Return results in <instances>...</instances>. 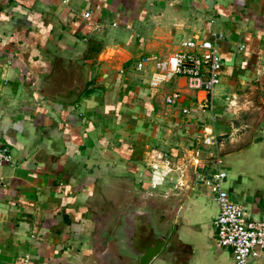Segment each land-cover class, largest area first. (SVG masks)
<instances>
[{
    "label": "crops",
    "instance_id": "1",
    "mask_svg": "<svg viewBox=\"0 0 264 264\" xmlns=\"http://www.w3.org/2000/svg\"><path fill=\"white\" fill-rule=\"evenodd\" d=\"M193 36L222 58L211 109L183 76L152 82ZM0 147V264H135L115 232L144 205L168 232L148 264H235L192 161L210 176L220 158L230 199L264 218V0H0Z\"/></svg>",
    "mask_w": 264,
    "mask_h": 264
},
{
    "label": "built area",
    "instance_id": "2",
    "mask_svg": "<svg viewBox=\"0 0 264 264\" xmlns=\"http://www.w3.org/2000/svg\"><path fill=\"white\" fill-rule=\"evenodd\" d=\"M90 13L85 12L89 17ZM147 58L136 63V68H143ZM152 82L171 80L178 76L187 78L191 87L204 90L208 97L204 100L203 108H212V94L215 85L219 82V70L222 67V58L216 43L210 39L193 36L181 41L178 50L168 56L158 59L154 64ZM178 93L174 92L166 97L170 104L177 101ZM184 113L188 112L183 108ZM201 142L208 146H217V137L206 129ZM218 169L210 176L204 175L199 166L201 160L196 151L193 158L195 179L206 187L213 195L218 205V215L214 221L216 230V244L219 247L230 248L233 252L235 264H250L249 258L255 249L264 250V218L261 220L247 219L243 208L232 201L224 188L226 172L220 168L221 160L217 158ZM8 149L0 147V164L9 161ZM165 165H169L167 160ZM180 167H178L179 169ZM32 264V263H24Z\"/></svg>",
    "mask_w": 264,
    "mask_h": 264
},
{
    "label": "water",
    "instance_id": "3",
    "mask_svg": "<svg viewBox=\"0 0 264 264\" xmlns=\"http://www.w3.org/2000/svg\"><path fill=\"white\" fill-rule=\"evenodd\" d=\"M71 101V97L60 98ZM160 214L144 206H130L116 228L117 242L124 245L135 264H148L161 250L167 230L160 227Z\"/></svg>",
    "mask_w": 264,
    "mask_h": 264
},
{
    "label": "rangeland",
    "instance_id": "4",
    "mask_svg": "<svg viewBox=\"0 0 264 264\" xmlns=\"http://www.w3.org/2000/svg\"><path fill=\"white\" fill-rule=\"evenodd\" d=\"M217 85H218V84H216L214 88H216V86H217ZM223 159H225V158H223ZM224 161H225V163H226V159H225ZM224 188H226V186H225V185H224Z\"/></svg>",
    "mask_w": 264,
    "mask_h": 264
}]
</instances>
